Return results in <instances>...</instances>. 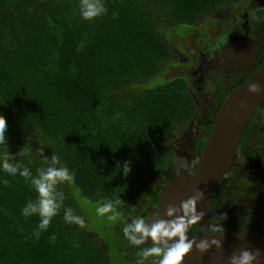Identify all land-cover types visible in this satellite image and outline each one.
I'll list each match as a JSON object with an SVG mask.
<instances>
[{
  "label": "trees",
  "instance_id": "obj_1",
  "mask_svg": "<svg viewBox=\"0 0 264 264\" xmlns=\"http://www.w3.org/2000/svg\"><path fill=\"white\" fill-rule=\"evenodd\" d=\"M153 1L106 0L108 14L88 21L78 14V0H0V113L8 125L7 152L13 157L27 146L34 153L41 140L75 172L74 186L91 202L122 193L126 177L117 162L163 169V143L193 113L187 83L179 79L140 94L125 91L131 82L154 78L172 59L155 28L159 11L152 10ZM159 1L170 22L193 25L242 0ZM9 162L36 175L26 157ZM2 179L9 183H0V264L99 261L94 244L64 227L63 207L38 240L29 238L39 217L26 219L21 209L28 200L36 202L37 193L19 174L0 172ZM170 179L158 186L156 202ZM197 223L188 234H199Z\"/></svg>",
  "mask_w": 264,
  "mask_h": 264
},
{
  "label": "rangeland",
  "instance_id": "obj_2",
  "mask_svg": "<svg viewBox=\"0 0 264 264\" xmlns=\"http://www.w3.org/2000/svg\"><path fill=\"white\" fill-rule=\"evenodd\" d=\"M247 1L222 6L214 14L202 16L199 22L193 25L170 22L164 16L162 3L159 0L153 1L152 10L159 11V14L154 16L155 28L166 41L172 59L161 66L154 78L131 82L125 91L140 94L157 85L179 79L187 83L186 95L192 100L193 113L187 122L175 126L174 139L163 143L168 158L166 166L156 169L142 167L130 161L132 171L126 177V184L119 196L111 195L91 202L85 199L74 185L69 187L66 182H61L56 186V200L58 203L62 201L63 210L71 206L74 214L82 215L85 219L83 228L66 224L63 220L64 227L78 230L97 248L99 261L85 264H135L139 257H136L135 246L130 245L123 236L124 219L130 223L135 216L158 212L155 193L163 180L181 173H192L199 166L195 140L208 141L211 134L204 126L205 121L217 114L227 98L225 94L228 87L243 75L232 77L231 82L226 85L209 80L204 85V90L199 93L196 78L189 79L183 71L186 72L193 66V56L203 48L209 38L219 32L225 21L236 20ZM37 142L38 150L32 153L30 159L35 171L36 168L46 169L52 166L51 156L55 152L41 140ZM250 143L248 139V144ZM190 147L194 149L190 150ZM239 151L235 170L225 176L230 185L223 189L220 199L200 223V229L204 232L213 233L212 227L215 223L222 224L224 230L238 225L264 229V178L256 175L259 168L257 161L250 159L244 148ZM19 156L20 153H13L14 159ZM60 193L64 194L63 197ZM109 200L112 201L114 209L123 213V218L118 217L112 221L108 219V216L112 215L111 212L103 215L97 213L99 204ZM145 264H158V258L150 257Z\"/></svg>",
  "mask_w": 264,
  "mask_h": 264
},
{
  "label": "clouds",
  "instance_id": "obj_3",
  "mask_svg": "<svg viewBox=\"0 0 264 264\" xmlns=\"http://www.w3.org/2000/svg\"><path fill=\"white\" fill-rule=\"evenodd\" d=\"M108 12L106 0H78V14L83 20L91 21L107 15ZM117 15L116 12L112 13L113 17ZM222 43H226L223 38L214 47L218 49ZM261 90V85L258 83L249 85V92L251 93H257ZM7 126L5 116L0 113V172L13 178L19 174L20 179L29 184L37 193L36 202L28 200L21 209V215L26 219L33 215L39 217V223L29 237L38 240L41 233L48 230L52 219L61 212L62 201L58 203L56 200V186L61 182H66L69 187L75 185L76 174L63 164L55 152L51 156L52 166L46 169L36 168V175H33L32 171H21L19 165L9 162L13 157L7 152ZM20 155L28 159L32 157L27 146L21 150ZM116 169L119 170L118 172H122L125 177L132 171L129 161H125L122 167L117 162ZM0 183L7 186L9 181L2 179ZM59 195L63 197L64 194L60 193ZM203 196V191L198 189L195 195L181 201L179 207L169 205L167 209L163 210L168 219H156L151 225L146 223V218L143 215L133 217L130 223L124 219L122 233L130 245L140 247L145 245L149 238L152 242L150 247H143L136 253V257L139 258L135 260V264H145L150 257H157L158 264H186V254H189L194 247L202 254L207 253L213 245L217 250L222 249V240L218 238L197 241L195 237L190 239L188 234L189 225H195L205 214L203 211L197 210V203L203 199ZM96 211L100 215L111 212L112 215H109L108 219L112 221L118 217L123 218V213L114 209L110 200L99 204ZM63 220L66 224H75L81 228L85 225L84 217L74 214L71 206H67L63 210ZM224 231L223 225L220 223H215L212 227V232L215 234L222 236ZM211 237H215V235ZM56 238V235L52 234L50 242H55ZM158 245H163V247ZM260 256V249H242L238 255L233 253L229 257V262L230 264H254V262L258 264Z\"/></svg>",
  "mask_w": 264,
  "mask_h": 264
},
{
  "label": "water",
  "instance_id": "obj_4",
  "mask_svg": "<svg viewBox=\"0 0 264 264\" xmlns=\"http://www.w3.org/2000/svg\"><path fill=\"white\" fill-rule=\"evenodd\" d=\"M251 6L245 11L249 12ZM264 22V19L258 23ZM258 83L262 90L257 93L249 92V85ZM264 104V62L258 71L243 85L231 91L215 117L212 133L204 148L200 151V164L192 173H181L172 177L161 186L157 197V204L161 208L159 214H150L146 223L151 225L156 219H168L163 210L169 205L179 207L181 201L187 200L196 194L197 190L203 191V199L197 203V210L205 214L210 212L214 198L219 194L224 177L233 168L241 142L242 132L250 123L257 108ZM190 226V225H189ZM215 237H211L214 236ZM197 241L201 239L218 238L222 240V249L213 247L207 253L193 250L186 254V264H230L229 257L240 250L260 249L261 256L258 264H264V234L247 228H239L232 232L220 234L190 235ZM151 238L145 245L138 248L150 247ZM255 264V262H254Z\"/></svg>",
  "mask_w": 264,
  "mask_h": 264
},
{
  "label": "flooded vegetation",
  "instance_id": "obj_5",
  "mask_svg": "<svg viewBox=\"0 0 264 264\" xmlns=\"http://www.w3.org/2000/svg\"><path fill=\"white\" fill-rule=\"evenodd\" d=\"M247 6H251L249 12L245 11ZM262 19H264V0H248L246 6L238 13L236 20L225 21L224 26L219 32L209 38L203 48L198 50V53L193 56V66L186 72L183 71V74L188 76L189 79L196 78L199 93L204 90V85L209 80H214L226 85L231 82L232 77L243 75L237 82L228 87L225 94L226 97H228L231 91L249 81L258 71L263 64L264 22L258 23V21ZM221 38L226 40V43H222L217 49L214 45H216ZM210 49L212 50L210 51ZM216 115L205 121L204 126L208 131L209 122L215 120ZM248 139H250V144H248ZM202 143L206 142H201L199 139L195 140L194 147L198 149L199 159V148ZM194 147H190L189 149L193 150ZM240 148L245 149L250 159L257 161L259 168L256 175L264 178V106L260 105L257 108L250 123L243 130L241 142L238 146L237 157L240 154ZM234 170L235 162L233 168L228 173H232ZM224 179L228 180L225 177ZM229 185V180L226 185L223 184L219 194L214 198L213 207L217 200L220 199L223 189ZM159 212L156 211L150 214H157ZM150 214H146V217ZM201 221L202 220L198 221L196 227L199 234L192 235L214 234L202 231L200 229ZM243 227L260 231L264 234V229L262 228H249L243 225L225 230L224 233L232 232ZM135 248L137 252L142 249L136 246Z\"/></svg>",
  "mask_w": 264,
  "mask_h": 264
}]
</instances>
